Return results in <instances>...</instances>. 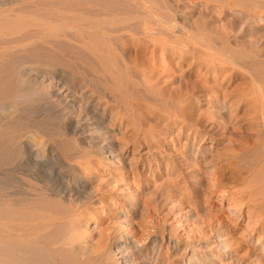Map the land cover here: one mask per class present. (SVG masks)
Returning <instances> with one entry per match:
<instances>
[{"label": "rangeland", "instance_id": "rangeland-1", "mask_svg": "<svg viewBox=\"0 0 264 264\" xmlns=\"http://www.w3.org/2000/svg\"><path fill=\"white\" fill-rule=\"evenodd\" d=\"M148 1L175 25L153 24L145 40L137 24L93 46L74 32L0 34V129L11 136L0 153V264H240L229 251L262 252L253 218L264 205V21L256 27L244 5ZM49 3L34 0L35 16ZM254 3L264 11V0ZM96 4L134 10L129 0ZM82 118L108 124L98 138L108 143L79 135Z\"/></svg>", "mask_w": 264, "mask_h": 264}, {"label": "bare ground", "instance_id": "bare-ground-1", "mask_svg": "<svg viewBox=\"0 0 264 264\" xmlns=\"http://www.w3.org/2000/svg\"><path fill=\"white\" fill-rule=\"evenodd\" d=\"M10 1V0H9ZM17 1V0H16ZM16 1L13 3L11 2H7V4H4L3 2H0V34H6V35H12L15 34V32L19 31L21 32V30L23 29H33L35 30L36 32V37H34L35 41L39 40V39H49V38H52V37H57L58 35H62L64 38L65 36H68L67 34H70L72 32L74 33H79V34H83L85 35V37L88 39L89 43L88 45L91 44V42H93L92 46L94 45V41H96V38L95 36H100L101 35H105V33L107 34H114L116 31H130L129 29H133L134 27V24L136 25H139L140 29L137 28L135 26V28L139 29V30H144L145 33H142V39L145 40V37L143 35H147L148 36V32L149 34L150 33V28H152V25L153 24H156V27H159L160 28H168L169 27L171 28L173 25H175V21L173 20L172 16H170L169 14H167L166 12L164 11H161V10H158V9H151V7H153V2H151V4L149 3L148 0H129L130 2H132L133 4V7H134V10L132 11H129L127 9V11H122V9L120 11H117V9L115 8H112L113 10H108L107 8H102V6H99L96 4V1L97 0H75V2L71 3L72 1L70 0H48L50 3V10L46 13L44 12V14L42 15H39V16H35V13L34 11H37V9L35 8V4H34V0H33V5L31 4V0H19L17 3ZM205 2H214V3H219V7L222 8L224 11H235V7H241L244 5V9L242 10V14L247 17V18H254V19H257L258 20V24L256 25V27H261L262 26V21H264V11L263 9L261 8H258L255 3L253 4V1L255 0H203ZM31 2V3H30ZM101 2V1H100ZM122 2V1H121ZM204 2V3H205ZM4 4V5H1V4ZM36 3V2H35ZM75 3V4H74ZM108 3V2H107ZM257 3V2H256ZM17 4H23L21 5L20 7H23V8H27V10H22L21 8H16L17 7ZM26 4V5H25ZM104 4V3H103ZM113 4V3H112ZM128 4V3H127ZM150 4V5H149ZM100 5V4H99ZM115 6V4H114ZM110 7V6H109ZM156 7V6H155ZM150 8V9H149ZM115 9V10H114ZM131 9L132 6H131ZM23 15H26L27 18L28 16L31 18V19H24ZM31 15V16H30ZM37 15V14H36ZM184 18V17H183ZM182 19V18H181ZM182 21H185L187 25H189V21L187 22V20L183 19ZM180 22V20L178 21ZM176 22V23H178ZM249 22V21H248ZM174 23V24H173ZM180 24V23H178ZM186 24L183 23V25L185 26ZM256 24V22H255ZM159 25V26H157ZM182 25V22H181V28L183 27ZM151 26V27H150ZM186 27V26H185ZM135 28L133 30H135ZM132 30V31H133ZM149 30V31H148ZM158 30V29H157ZM112 31V32H110ZM114 31V32H113ZM136 31V30H135ZM166 31V30H165ZM169 31V30H167ZM33 32V33H35ZM170 32V31H169ZM172 32V31H171ZM186 32V31H185ZM73 33V35H74ZM126 33V32H125ZM129 34L131 32H128ZM147 33V34H146ZM167 33V32H165ZM94 34V35H93ZM117 34V32H116ZM122 34V33H121ZM132 36L129 37V39L131 38V42L134 41V39H137V37H133L134 35H139L140 33H137L134 32V33H131ZM130 34V35H131ZM134 34V35H133ZM35 35V34H34ZM76 35V34H75ZM74 35V36H75ZM153 35V34H152ZM38 36V37H37ZM82 36V35H81ZM78 35V37H81ZM94 36V37H93ZM126 36H129L128 34ZM151 37V35H149ZM10 37V36H9ZM32 37V35H31ZM69 37V36H68ZM71 37H72V34H71ZM70 37V38H71ZM83 37V36H82ZM103 37V36H101ZM106 37V35H105ZM132 37L134 39H132ZM140 35H139V40H140ZM249 37V36H248ZM251 37V38H250ZM249 38H246L245 40L248 41L252 39V36H250ZM109 38V37H108ZM193 38V37H192ZM204 38V37H203ZM37 39V40H36ZM69 39V38H68ZM72 39V38H71ZM84 39V38H83ZM100 39V38H99ZM104 39V38H103ZM128 39V40H129ZM141 39V40H142ZM30 40V39H28ZM51 40V39H50ZM53 40V39H52ZM73 40V39H72ZM106 40L109 42L110 38L107 39L106 37ZM105 40V41H106ZM139 40H135V41H139ZM140 40V41H141ZM253 40V39H252ZM251 40V42H252ZM32 41V40H31ZM103 41V42H105ZM254 41V40H253ZM17 42V41H16ZM26 42V41H25ZM34 42V41H33ZM83 42V41H82ZM87 42V40H86ZM102 40H101V43L104 44V46H107V42L106 43H103ZM112 42V41H111ZM21 43V42H20ZM29 43V42H28ZM138 43V42H137ZM22 44H23V41H22ZM102 44H99L96 42V48L98 46V48L102 47ZM110 44V42H109ZM134 44H136L134 42ZM194 44V43H193ZM238 44V43H237ZM17 45V44H16ZM20 45V44H19ZM25 45V43H24ZM28 45V44H27ZM86 45V44H85ZM101 45V46H99ZM112 45V43H111ZM137 45V44H136ZM90 46V49L91 47ZM18 47V45H17ZM23 47L22 45L20 46V48ZM103 47H102V50L103 53H107L108 51V48L104 47L106 50L104 52L103 50ZM111 47V46H110ZM95 48V49H96ZM97 48V50H98ZM26 49V48H25ZM87 49V48H86ZM112 49V48H111ZM20 50V49H18ZM24 50V49H23ZM94 50V49H93ZM96 50V51H97ZM99 50V51H100ZM91 51V50H90ZM217 51V50H216ZM111 51H109L110 53ZM125 52V51H124ZM222 53V52H221ZM243 53V52H242ZM213 54V53H212ZM129 55V54H128ZM215 55H216V52H215ZM238 55V54H237ZM236 53H235V58L237 59ZM211 56V55H210ZM3 57V53L1 54L0 53V59ZM112 59V57H111ZM249 59V58H248ZM247 61V60H246ZM255 62H256V58H255ZM240 63V62H239ZM252 64V63H251ZM258 66V65H257ZM250 68V67H249ZM124 69V68H123ZM246 69V68H244ZM122 70V69H121ZM120 69H116V73L117 74H121ZM125 71V69H124ZM252 71V70H251ZM115 73V75H116ZM125 77V76H124ZM116 78V77H115ZM121 78V77H120ZM119 78V79H120ZM121 81H123V79H121ZM119 81V82H121ZM124 82V81H123ZM125 83V82H124ZM65 90V89H64ZM66 91H68V89L66 88L65 90V93ZM60 92V91H59ZM64 93V96H68L67 93L65 95ZM61 94V93H60ZM63 94V92H62ZM71 94V92H70ZM57 95V94H56ZM63 96V95H62ZM60 96V97H62ZM72 96V94L70 95V97ZM59 97V98H60ZM75 98V96H73ZM69 98V97H68ZM68 98H64V99H67ZM73 100V99H72ZM75 100V99H74ZM61 101V100H60ZM76 101V100H75ZM1 102V101H0ZM66 102V100H65ZM68 102V101H67ZM83 102V101H82ZM72 103V102H71ZM2 104V103H1ZM107 105V104H106ZM72 107V106H71ZM80 107V106H79ZM93 107V106H92ZM97 107V105L95 106ZM7 107H5L4 105H0V112L2 111H6ZM81 110V109H80ZM85 110V109H84ZM90 110V109H89ZM113 110V109H112ZM8 111V110H7ZM125 111V110H124ZM11 112V111H10ZM9 112V113H10ZM90 113H92L93 111H88ZM102 112V111H101ZM118 112V111H117ZM89 113V114H90ZM95 113V112H94ZM123 113V111H122ZM80 114V113H79ZM93 114V113H92ZM102 114V113H101ZM101 114L99 117H101ZM114 114V113H113ZM115 114H118V113H115ZM2 115V113L0 114ZM4 115V113H3ZM76 115V114H75ZM86 115V114H84ZM94 116H97L95 114H93ZM111 115V114H110ZM119 115V114H118ZM80 116V115H79ZM124 116V115H123ZM77 117V116H76ZM84 117V116H83ZM92 117V115H91ZM113 117V116H112ZM111 117V118H112ZM5 118V117H4ZM84 118H87V116H85ZM89 118H90V115H89ZM94 118V117H93ZM91 118V120H85V119H81L78 121L77 125L75 126L78 127V129L80 130L81 134H79V131H78V134L79 135H82L86 141H90L92 142V144L96 145L97 144L100 146L102 145V143H106L107 140H104V138H106L104 135H105V132H103V129H107L109 128L108 127V124L107 127H103L105 124L103 122V126H99L97 123H96V120ZM119 118V117H118ZM262 118V117H261ZM7 119V118H6ZM72 119V118H71ZM114 119L115 121V117L112 118ZM98 120V119H97ZM101 120V119H100ZM110 120V119H109ZM263 121V120H262ZM75 123V122H74ZM99 123V122H98ZM111 124V123H110ZM13 125V124H12ZM105 125V126H106ZM99 128L102 129V133H104L103 136V142L101 143V141L99 142L98 141V138L100 137V132H99ZM6 131V130H5ZM3 131L2 129H0V153L1 151L3 150L4 146L6 145V147H9V143L11 142L10 140H8L9 142H6L5 143V139H7V137L10 139L11 136H8L10 132H8L6 134V132ZM101 131V130H100ZM119 131V130H118ZM13 131H11L12 133ZM260 132V131H258ZM12 135V134H10ZM14 137V134L12 136V139ZM16 137V135H15ZM39 137V136H37ZM37 137H32L30 139V144L32 145V148H34V146H37L39 147L40 146V138H37ZM4 138V139H3ZM114 138V137H113ZM16 139V138H15ZM100 139V138H99ZM43 140V138H42ZM23 141V140H21ZM20 141V142H21ZM79 141V140H78ZM85 141V142H86ZM83 142V140H82ZM87 143V142H86ZM108 143V142H107ZM16 144V143H15ZM113 144V143H112ZM263 144V143H262ZM13 145H14V141H13ZM21 145V144H19ZM46 144H43L41 146H45ZM93 145V146H94ZM17 146V145H16ZM52 146V145H50ZM89 147H91V144L88 145ZM95 146V147H96ZM99 147V146H98ZM107 147V146H106ZM113 147V146H112ZM119 147V146H118ZM14 148V146H13ZM13 148H11L13 150ZM17 148V147H16ZM20 148V147H19ZM52 148V147H51ZM120 148V147H119ZM9 149V148H8ZM30 149V147H29ZM46 149V148H45ZM94 149V148H93ZM6 152H7V148L4 149ZM39 150V148H38ZM43 151V150H42ZM109 155L112 157V155H116L117 152L116 151H119L118 148H111L110 145L109 147L107 148L106 150ZM4 152V151H3ZM10 152V149L9 151ZM7 152V153H8ZM13 152V151H12ZM27 152V151H26ZM37 152V150H36ZM44 152V151H43ZM49 152V151H48ZM115 153V154H114ZM10 154L12 155V153L10 152ZM35 154V153H34ZM263 154H264V151H263ZM23 156V153L21 154ZM25 155V153H24ZM108 155V154H107ZM2 156V154L0 155ZM4 156V155H3ZM260 156V154H259ZM9 158V157H8ZM85 158V156H84ZM87 159V158H86ZM109 159H112V160H116V158H109ZM210 166V165H209ZM226 166V165H225ZM263 166V165H262ZM260 166V167H262ZM225 168V167H224ZM256 168V167H255ZM219 170V169H218ZM218 170H215V172H213L212 174L215 176V180L217 181V183H221L222 185H225V183L223 184L222 182V179L223 177H221V174H219V171ZM218 171V172H217ZM255 171V170H254ZM234 172V171H233ZM255 173V172H254ZM248 174V173H247ZM222 179H221V178ZM253 178V176H251ZM256 176H254L255 178ZM244 178V176H243ZM248 179V178H247ZM246 179V180H247ZM225 180V179H224ZM233 180V179H232ZM251 181V179H250ZM261 181V179H260ZM264 181V180H263ZM214 182V181H213ZM253 182V180H252ZM257 182V181H256ZM262 182V181H261ZM216 183V182H215ZM239 183V182H237ZM243 183V182H242ZM260 182H258L259 184ZM257 185V183H256ZM213 186H216V185H213ZM218 187V186H217ZM225 186H223V191L226 190V188H224ZM251 187V186H250ZM260 187V186H259ZM215 188V187H214ZM258 188V187H257ZM261 188V187H260ZM258 188V190L260 189ZM258 190H256V192H258ZM255 191V190H254ZM261 191V189H260ZM230 192V191H229ZM264 192V190H263ZM262 193V192H261ZM232 194V193H231ZM255 194V193H254ZM258 196H259V193H257ZM231 196V195H230ZM234 196V195H233ZM240 197V196H239ZM250 198V197H249ZM240 199V198H239ZM261 199V198H260ZM256 201V200H255ZM262 204L263 201H262ZM261 205V204H260ZM250 206V205H248ZM258 206V205H257ZM249 208V207H248ZM255 210V209H254ZM227 217V216H226ZM255 222L259 221V229L261 228V231H264V205L260 206L259 207V210L257 212L254 213V218ZM223 223V222H222ZM228 224V223H227ZM4 227V226H3ZM2 227H0L1 229ZM6 228V227H5ZM6 231L9 233L8 230H5V233ZM12 232V231H11ZM225 232V231H224ZM4 233V230L3 232L0 231V235ZM13 233V232H12ZM264 233V232H263ZM21 235V234H20ZM4 236H7V235H3ZM264 236V234H263ZM262 236V237H263ZM22 237V236H21ZM261 237V236H260ZM11 238V237H10ZM15 244L18 243L17 241L19 240V243H20V240L22 241V238L20 239V236H16L15 235ZM13 238V239H14ZM19 238V239H18ZM259 238V237H258ZM2 237H0V241ZM7 239H9V236L8 238L5 237L4 240H5V243L7 242ZM13 239H9L11 240V242L13 241ZM24 239V237H23ZM25 239L27 240V238L25 237ZM260 239V238H259ZM258 240V239H257ZM256 240V241H257ZM25 241V240H24ZM9 242V241H8ZM226 244H227V241H225ZM4 243V244H5ZM10 243V242H9ZM24 243V242H22ZM223 243V241H222ZM221 243V244H222ZM8 244V243H7ZM6 244V245H7ZM25 246H28L29 243H26L25 241ZM27 244V245H26ZM225 243H223V245L221 247H225L226 245ZM263 244V243H262ZM21 245V243H20ZM19 246V245H18ZM25 246L21 245V247L25 248ZM99 246V245H98ZM100 247V246H99ZM223 247V248H224ZM226 247H228V244L226 245ZM262 252L261 253H257L255 252V250L252 248V250H250L248 252V254H246V256H237L236 254V251H229L228 254H229V258H230V261L232 263H236V262H239L240 264H256L257 261H263L264 262V258L262 255H264V244L262 245V247H260ZM27 249V248H26ZM25 249H23L22 251H24ZM28 252V251H27ZM25 252V253H27ZM118 253V252H117ZM126 253V252H125ZM27 255V254H26ZM25 255V256H26ZM31 256V255H30ZM28 257V255L26 256ZM122 257V256H121ZM26 259V258H25ZM29 259V258H27ZM31 259H32V256H31ZM19 260V259H18ZM33 260V259H32ZM16 261V260H15ZM25 261V260H24ZM19 262V261H18ZM123 262H127L126 260H124ZM27 263V262H26Z\"/></svg>", "mask_w": 264, "mask_h": 264}]
</instances>
